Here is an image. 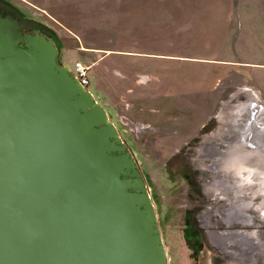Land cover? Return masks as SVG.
<instances>
[{"label": "rangeland", "instance_id": "rangeland-1", "mask_svg": "<svg viewBox=\"0 0 264 264\" xmlns=\"http://www.w3.org/2000/svg\"><path fill=\"white\" fill-rule=\"evenodd\" d=\"M10 1L54 31L62 63L88 65L147 180L168 264H264L262 177L210 153L246 142L230 127L251 114L264 128V0Z\"/></svg>", "mask_w": 264, "mask_h": 264}, {"label": "water", "instance_id": "water-1", "mask_svg": "<svg viewBox=\"0 0 264 264\" xmlns=\"http://www.w3.org/2000/svg\"><path fill=\"white\" fill-rule=\"evenodd\" d=\"M27 22L34 34L0 16V264H168L135 154L93 91L59 62L54 39L40 31L51 28ZM231 126L232 141H247L218 151L217 166L233 169L247 152L257 157L251 174L264 178V131L253 118Z\"/></svg>", "mask_w": 264, "mask_h": 264}, {"label": "flooded vegetation", "instance_id": "flooded-vegetation-1", "mask_svg": "<svg viewBox=\"0 0 264 264\" xmlns=\"http://www.w3.org/2000/svg\"><path fill=\"white\" fill-rule=\"evenodd\" d=\"M7 2H9V4H11L12 6L10 5H6V4H0V16H3V17H11V18H14V19H17L18 23L20 25H24V27H21V30L23 31V33L25 32H28V33H32L34 34L35 33V29H37V27L35 25H33L31 22H27L26 23V20L27 19H30L32 17H29V16H26L21 10L20 8L14 4L12 1L10 0H6ZM35 19V18H33ZM42 33L46 34L48 37H52L55 41V43L57 44L58 46V43L54 37V31L53 30H46V29H41L40 30ZM58 49H59V46H58ZM58 59H59V62L62 63V60L60 59L59 57V53H58ZM250 117V120H252V118L255 120V123L258 121L257 118L254 117L253 114H251ZM252 117V118H251ZM249 119V118H248ZM235 124V123H234ZM260 128V127H259ZM232 129V126L230 127V130ZM261 129V128H260ZM232 131V130H231ZM230 131V132H231ZM263 135V133H262ZM257 139V138H256ZM264 139V138H263ZM232 142H235V141H232ZM232 144V143H231ZM244 150H250V149H247V148H243ZM219 150L218 149H215V150H211L210 153L212 154H215L217 156H219V153H217ZM257 152V151H256ZM242 155V149H237L236 150V153H234L233 156H231V158L234 159H238L240 156ZM241 160V162H245L246 161V165H256L255 163V159L251 158L250 156L247 157L245 156L244 158H241V159H238L237 161ZM237 161L235 160V162L237 163ZM257 161V160H256ZM239 163V162H238ZM237 163V164H238ZM232 167H233V163H231ZM249 166H245V167H241L240 169L242 170H246L248 172V170H251L253 171V169H250ZM232 169V168H231ZM233 170V169H232ZM260 170L263 171L264 173V166H263V163L261 164L260 166ZM233 173L237 176H239L241 173H236L234 170H233ZM246 179H248L249 177H245ZM264 180V178L262 177L261 181ZM262 210V215L264 216V206L261 208ZM231 213L227 215V212H224L223 213V216L227 219V220H230L231 218L230 217H235V216H231L233 210L230 211ZM234 212H237L236 210H234ZM212 237H213V240H215V242L219 243V244H224V239H221L217 233H213L212 234Z\"/></svg>", "mask_w": 264, "mask_h": 264}, {"label": "built area", "instance_id": "built-area-1", "mask_svg": "<svg viewBox=\"0 0 264 264\" xmlns=\"http://www.w3.org/2000/svg\"><path fill=\"white\" fill-rule=\"evenodd\" d=\"M71 69V68H70ZM72 73L79 78V80L85 85L89 86L90 78L88 75V65H86L81 60H78L74 63L73 68L71 69Z\"/></svg>", "mask_w": 264, "mask_h": 264}, {"label": "bare ground", "instance_id": "bare-ground-1", "mask_svg": "<svg viewBox=\"0 0 264 264\" xmlns=\"http://www.w3.org/2000/svg\"><path fill=\"white\" fill-rule=\"evenodd\" d=\"M260 129V128H259ZM260 130H263L264 131V128H262V129H260ZM263 136H264V133H263ZM254 152V154H256L257 152L256 151H253ZM247 152H246V154H245V156H247ZM250 157L252 156L251 154L249 155ZM249 156H247V157H249ZM251 158H253V159H257V157L255 156V157H251ZM236 159V158H235ZM234 159V160H235ZM239 162V163H238ZM262 162H264V160L262 161ZM238 163V164H237ZM237 163L235 164V165H233V170L235 171V169H240L241 167H245V166H249V165H246V161L245 162H241V160H239V161H237ZM263 166H264V163H263ZM249 168L250 169H255L256 167H255V165H251V166H249ZM258 169H260V167H257ZM251 170H248V172H247V174L249 175V174H251ZM248 177V176H247ZM240 245H242V246H244L243 244H241L240 243ZM247 246V245H246ZM245 246V250L246 251H249V248H248V246L246 247Z\"/></svg>", "mask_w": 264, "mask_h": 264}, {"label": "trees", "instance_id": "trees-1", "mask_svg": "<svg viewBox=\"0 0 264 264\" xmlns=\"http://www.w3.org/2000/svg\"><path fill=\"white\" fill-rule=\"evenodd\" d=\"M198 257V255L196 256V258Z\"/></svg>", "mask_w": 264, "mask_h": 264}]
</instances>
